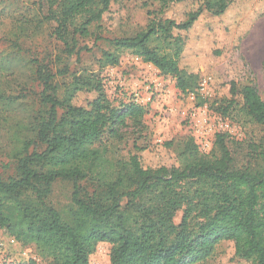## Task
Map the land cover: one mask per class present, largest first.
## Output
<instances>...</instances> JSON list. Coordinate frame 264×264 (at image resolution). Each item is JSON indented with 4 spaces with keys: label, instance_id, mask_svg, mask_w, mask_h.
Returning a JSON list of instances; mask_svg holds the SVG:
<instances>
[{
    "label": "trees",
    "instance_id": "trees-1",
    "mask_svg": "<svg viewBox=\"0 0 264 264\" xmlns=\"http://www.w3.org/2000/svg\"><path fill=\"white\" fill-rule=\"evenodd\" d=\"M230 2L202 0L185 21L155 19L147 30L113 43L175 77L182 92H195L198 76L180 68L184 39L174 31L191 27L204 8L223 14ZM110 3L62 0L57 33L63 36L67 20L92 5L95 9L85 24L100 20ZM104 56L105 65L119 63L114 53ZM38 74L43 82L41 99L48 109L36 115L33 136L17 149L16 176H0V225L34 243L45 264H91L90 256L100 242L111 245V264H193L209 257L224 240L234 242L238 258L264 264L263 132L253 130L243 139L217 133L208 153L192 136L173 139L165 143L176 156L170 166H147L139 153L112 161L97 141L108 126L127 114L139 116L142 108L135 103L114 107L95 74L75 76L65 99L57 96L53 74L41 69ZM85 88L95 91L96 97L86 106L73 104L77 92ZM219 110L264 130V99L253 84L232 82L231 97ZM39 144L44 145L41 151ZM57 179L74 184L68 219L46 202ZM85 180L98 183L92 193L80 184ZM178 211L183 212L180 223L175 222Z\"/></svg>",
    "mask_w": 264,
    "mask_h": 264
},
{
    "label": "rangeland",
    "instance_id": "rangeland-1",
    "mask_svg": "<svg viewBox=\"0 0 264 264\" xmlns=\"http://www.w3.org/2000/svg\"><path fill=\"white\" fill-rule=\"evenodd\" d=\"M201 2L111 0L100 20L85 24L94 5L69 18L61 36L57 26L62 0H0V176H16L17 149L22 147V140L33 136L31 125L36 115L48 109L41 99L39 69L54 75L52 83L59 99L67 97V87L75 76L95 74L102 79L114 107L123 109L135 103L142 108L139 116L127 114L108 126L97 141L112 161L128 160L139 153L147 166H170L176 163V156L165 143L173 139L192 136L208 153L217 133H229L236 139L245 138L253 130L264 133L261 128L243 124V118L238 117L242 121L239 123L219 110L222 101L231 97L232 82L255 85L264 99V0H231L220 15L204 8L191 27L174 31L184 39L180 68L198 76L195 92H182L175 77L166 75L132 49L113 43L114 39L147 30L155 19L185 21ZM157 44L161 46L155 41ZM106 52L118 55L119 63L105 65ZM96 95L85 88L77 92L72 103L86 106ZM43 148L38 145V151ZM80 184L90 193L98 185L89 180ZM73 190L72 180L57 179L46 199L66 219ZM182 215V211L177 212L176 223L181 222ZM110 248L109 243L100 242L90 256L91 264H111ZM31 260L46 263L34 243L0 225V264ZM193 264L251 262L238 258L234 242L224 240L209 257Z\"/></svg>",
    "mask_w": 264,
    "mask_h": 264
}]
</instances>
